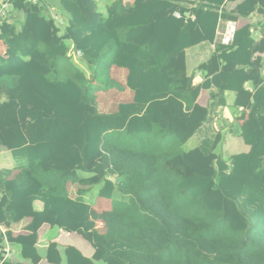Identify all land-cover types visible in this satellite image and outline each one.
I'll list each match as a JSON object with an SVG mask.
<instances>
[{"label":"trees","instance_id":"trees-1","mask_svg":"<svg viewBox=\"0 0 264 264\" xmlns=\"http://www.w3.org/2000/svg\"><path fill=\"white\" fill-rule=\"evenodd\" d=\"M200 1L195 21L185 23L189 11L176 0L116 2L107 17L94 0H60L70 16L61 39L44 5L13 0L19 17L0 23V39L14 55L11 61L0 56V147L23 163L15 180L0 172L1 224L30 217L35 233L71 212L65 230L86 238L95 254L91 260L70 247L66 264H264V85L258 71L237 69L252 65V51L264 53V43L254 48L249 29L238 30L234 45L221 46L202 68L212 74L221 104L224 93L234 91L236 107L249 110L241 136L250 152L228 163L214 160L210 141L180 150L209 118L197 103L201 88L187 76L186 49L213 42L226 18L221 8L228 0ZM243 8L254 9L251 2ZM176 11L182 19L173 17ZM67 40L83 53L90 80L71 63ZM102 58L129 70L135 92L134 103L115 114H101L96 102L100 87L93 84H114L98 73ZM250 81L252 93L244 88ZM163 135L176 145L145 142L163 141ZM78 171L96 176L80 180ZM115 173L133 196L130 203L97 215L69 196L67 183L78 181L104 183L100 195L112 199L115 184L106 176ZM37 200L42 212L34 209ZM95 219L104 220L106 235ZM3 243L0 234V249ZM25 249L24 259H34L37 252ZM47 261L63 263L56 244Z\"/></svg>","mask_w":264,"mask_h":264},{"label":"crops","instance_id":"crops-1","mask_svg":"<svg viewBox=\"0 0 264 264\" xmlns=\"http://www.w3.org/2000/svg\"><path fill=\"white\" fill-rule=\"evenodd\" d=\"M28 1L33 4L41 3L47 8L48 14H50V17L54 21V27L58 31V37L64 39L66 37L65 31L69 26L70 16L62 11L60 0ZM94 1L96 2L98 12L104 17L108 16L109 7L116 2H119L124 7L132 6L136 2V0ZM250 2L254 7L252 11L243 8L244 5H247ZM176 4L189 11V13L187 12L186 17L190 14H195L194 16L196 17V13H194L193 10L198 8L201 1L176 0ZM4 5H8V13L6 16L0 17V23L5 20L15 21L16 17H19V12L14 8L13 0H0V8ZM221 12L226 18H221L219 20L214 41H207L192 46L186 49L185 52L187 76L192 81L193 86L201 88L197 103L201 107L209 110V118L192 137L183 143L180 150L189 152L201 147L205 142L210 141L213 144L212 155L217 158L222 157L229 163L233 156L246 154L251 150V147L245 144L241 136V128L244 124V118L248 116L249 110L236 107L237 92L234 91H226L223 96L225 104H221L220 99H222V97H220L217 87L211 84L213 79L212 74H209V71L202 67L208 65L212 58L218 55V51L223 45L218 43L217 34L219 29L227 22L237 23L238 30L244 28L249 29L251 40L254 42V48L262 46L264 43V6H262L260 2H255V0H228L222 6ZM227 16L230 18H227ZM188 21L194 22L195 19L186 20L185 18V23H188ZM71 42L72 41L67 40L66 43L72 45ZM111 47H113V44L110 45L109 48ZM0 56L6 61H11L14 58V55L10 52L8 46L1 39ZM71 63L80 69L87 76L88 80L91 79L92 70L85 62L81 61L75 63L72 61ZM251 63L252 65L250 66H237V69L239 71H245V73H250V71L253 70L258 71L264 85V53H261L259 50L252 51ZM223 65L224 63H219V68L215 71H221ZM98 66V73L103 77H108L114 83L113 86L109 88H105L96 83L93 84L95 87H100L95 93L99 112L101 114H115L118 112L120 105L134 103L135 92L128 87L129 70L124 67L110 65L106 58H102ZM207 83H210L211 85L206 87ZM244 88L252 93L255 89L254 83L252 81L247 82L244 84ZM1 100L2 102L6 101L5 97H2ZM163 137V141L145 142L176 145L171 137L167 135H163ZM22 163V160L15 159L12 151L5 147H0V172L9 173L6 177V181L15 180L19 176ZM77 175L80 180H89L96 176L94 173L83 171H78ZM106 177L115 184L112 199L103 198L100 195V192L105 185L104 183L82 185L78 181H70L67 183L66 188L69 196L74 200L81 199L87 203L91 207V211L97 215L112 212L116 204L130 203L133 196L122 190L121 175L116 173L107 174ZM4 194L5 193L0 190V200ZM34 209L38 212H42L44 210V203L37 200L34 203ZM72 216L73 214L71 212H66L60 216L54 226L44 224L35 233L29 231V226L32 223V218L30 217H25L19 222H13L8 225L0 223V234L3 236L4 240L3 246L0 249V255L5 247H9L12 255L10 259L6 260V263L50 264L47 261L48 250L50 245L56 244L63 259L62 264H66L65 251L70 247L80 251L86 258L93 260L95 249L92 244L83 236L65 230L66 226L70 223ZM94 221L98 232L102 235H106L108 233V228L106 227L104 220L95 219ZM25 248L37 252L34 259H24V254H30V251ZM94 264L105 263L94 261Z\"/></svg>","mask_w":264,"mask_h":264},{"label":"built area","instance_id":"built-area-1","mask_svg":"<svg viewBox=\"0 0 264 264\" xmlns=\"http://www.w3.org/2000/svg\"><path fill=\"white\" fill-rule=\"evenodd\" d=\"M8 5H4L0 8V17L6 16L8 13ZM174 17L178 19H182V14L179 11L174 13ZM195 16L193 14L187 15L186 20H194ZM238 31V24L235 22H227L225 23L218 31L217 41L220 45L225 47H231L234 45L236 33ZM69 57L73 58L75 63H79L83 61V53L81 51L76 50L75 46L70 45L69 49ZM11 250L9 247H5L0 255V262L3 264L6 260L11 258Z\"/></svg>","mask_w":264,"mask_h":264},{"label":"rangeland","instance_id":"rangeland-1","mask_svg":"<svg viewBox=\"0 0 264 264\" xmlns=\"http://www.w3.org/2000/svg\"><path fill=\"white\" fill-rule=\"evenodd\" d=\"M217 157H214V160L216 161Z\"/></svg>","mask_w":264,"mask_h":264}]
</instances>
